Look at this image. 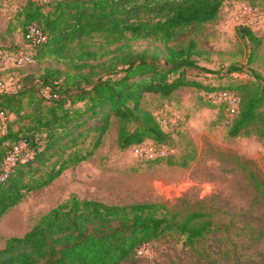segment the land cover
Segmentation results:
<instances>
[{
  "label": "trees",
  "instance_id": "16d2710c",
  "mask_svg": "<svg viewBox=\"0 0 264 264\" xmlns=\"http://www.w3.org/2000/svg\"><path fill=\"white\" fill-rule=\"evenodd\" d=\"M227 1L26 0L14 15L18 24L8 32L23 31L30 51L20 54L56 63L23 74L15 91L0 90V111L7 116L5 132L0 122V164L22 143L30 152L0 182V221L28 194L91 158L113 117L120 149L146 140L169 145L171 135L142 104L147 93L168 97L182 87L206 88V95L235 90L240 112L229 136L254 131L264 139V76L250 69L252 81L221 89L204 86L187 74L200 68L196 42L171 44L187 27L215 20ZM32 24L47 36L37 47L26 37ZM237 34L253 47L261 43L249 25H240ZM94 36L104 37L105 44L87 42ZM136 42L147 45L138 49ZM239 70L229 68L230 73ZM211 230L200 211L180 218L159 203L108 204L72 195L24 236L8 238L0 248V264H122L167 233H178L192 245Z\"/></svg>",
  "mask_w": 264,
  "mask_h": 264
},
{
  "label": "rangeland",
  "instance_id": "374dc122",
  "mask_svg": "<svg viewBox=\"0 0 264 264\" xmlns=\"http://www.w3.org/2000/svg\"><path fill=\"white\" fill-rule=\"evenodd\" d=\"M25 1L0 0V82L9 91L16 90L23 74L56 63L52 58L16 62L30 48L20 28H8L18 24L14 15ZM244 24L261 39L256 47L238 36L237 28ZM191 40L197 45L200 68L187 74L204 86L221 89L252 81L250 69L264 76V0H229L215 20L187 27L171 44L180 48ZM87 42L101 47L105 38L94 36ZM146 45L135 43L138 49ZM233 65L241 70L230 73ZM206 92L182 87L168 97L144 95V108L158 120L172 119L171 110L180 116L175 128L161 123L171 135L169 145L145 141L169 156L165 159L140 158L132 146L120 149L118 119L113 117L91 158L28 194L1 219L0 248L76 195L108 204L159 203L180 218L200 211L211 222L212 230L192 245L178 233H167L151 242L144 255L122 264H264V139L254 131L229 136L225 107L210 103Z\"/></svg>",
  "mask_w": 264,
  "mask_h": 264
},
{
  "label": "built area",
  "instance_id": "2783aa9c",
  "mask_svg": "<svg viewBox=\"0 0 264 264\" xmlns=\"http://www.w3.org/2000/svg\"><path fill=\"white\" fill-rule=\"evenodd\" d=\"M245 11L251 12L252 9L245 8ZM26 37L29 41V46L31 47L40 46L47 40V36L44 34V32L34 24L28 27ZM29 61H31L30 55H21L16 59V62L19 65L25 64ZM1 89H4L2 82H0V90ZM206 98L213 104L225 106L228 124H231L240 112L241 98L238 92L235 90H216L207 94ZM171 114L172 119L169 120L167 117H162L161 120H159L160 124L162 123L165 126L170 125L171 127L177 126L180 122V116L174 110H171ZM0 122L2 132H5L7 116L2 111H0ZM132 150L134 151L135 155L140 158L154 159L158 155L166 156L164 152L160 153L152 143L147 144L145 141L141 144L133 145ZM29 155L30 152L26 149V145L24 143H22L19 147H16L0 164V182L4 181L8 177L14 164H16L18 161L25 160L27 157H29ZM149 246L150 243L143 244L137 250V255H144V253L148 251Z\"/></svg>",
  "mask_w": 264,
  "mask_h": 264
}]
</instances>
